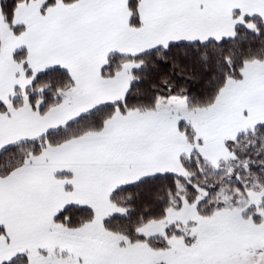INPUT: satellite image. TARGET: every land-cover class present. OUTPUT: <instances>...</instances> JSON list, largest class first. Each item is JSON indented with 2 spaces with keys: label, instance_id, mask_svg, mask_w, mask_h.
Wrapping results in <instances>:
<instances>
[{
  "label": "snow or ice",
  "instance_id": "obj_1",
  "mask_svg": "<svg viewBox=\"0 0 264 264\" xmlns=\"http://www.w3.org/2000/svg\"><path fill=\"white\" fill-rule=\"evenodd\" d=\"M0 264H264V0H0Z\"/></svg>",
  "mask_w": 264,
  "mask_h": 264
}]
</instances>
